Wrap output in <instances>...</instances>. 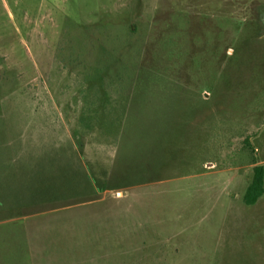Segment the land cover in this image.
I'll use <instances>...</instances> for the list:
<instances>
[{"label":"rangeland","instance_id":"obj_1","mask_svg":"<svg viewBox=\"0 0 264 264\" xmlns=\"http://www.w3.org/2000/svg\"><path fill=\"white\" fill-rule=\"evenodd\" d=\"M256 166L264 0H0V264H264Z\"/></svg>","mask_w":264,"mask_h":264},{"label":"trees","instance_id":"obj_2","mask_svg":"<svg viewBox=\"0 0 264 264\" xmlns=\"http://www.w3.org/2000/svg\"><path fill=\"white\" fill-rule=\"evenodd\" d=\"M264 194V169L262 166L254 168L253 179L243 197L246 205H254Z\"/></svg>","mask_w":264,"mask_h":264},{"label":"crops","instance_id":"obj_3","mask_svg":"<svg viewBox=\"0 0 264 264\" xmlns=\"http://www.w3.org/2000/svg\"><path fill=\"white\" fill-rule=\"evenodd\" d=\"M171 11H172V10H171ZM166 12H167V11H161V13L159 14V16L155 19V21L151 23L152 26H153L156 22H158V21H164V20H166V19L169 17L168 14H166ZM178 12H179V11H178ZM175 14H178L177 11H175ZM154 28H155V26H154ZM158 35H159V36L162 35V34H161V31H158ZM152 36L154 37V32L152 33ZM214 59H215V57H214Z\"/></svg>","mask_w":264,"mask_h":264}]
</instances>
